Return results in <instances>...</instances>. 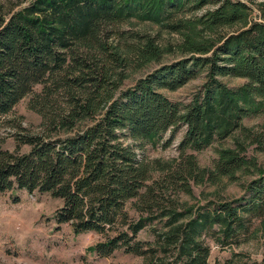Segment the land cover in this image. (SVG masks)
Wrapping results in <instances>:
<instances>
[{
  "label": "trees",
  "instance_id": "trees-1",
  "mask_svg": "<svg viewBox=\"0 0 264 264\" xmlns=\"http://www.w3.org/2000/svg\"><path fill=\"white\" fill-rule=\"evenodd\" d=\"M5 1L0 120L30 97L42 132L19 124L10 135L13 151L0 139L1 194L17 190L60 200L57 224L70 225L75 235H103L88 248L101 258L123 251L148 258L147 264H210L206 239L233 248L264 232V172L247 155L250 147L263 151L264 127L258 132L244 125L264 118V13L257 21L240 0ZM133 18L164 26L180 43L161 46L158 37L123 29ZM178 52L179 60L122 89L130 73ZM204 73L206 83L188 105L167 97ZM224 78L247 82L231 89ZM183 126L177 160L139 157L137 149L168 133L163 147H169ZM229 139L234 148L220 149L213 167L202 169L196 154ZM249 172L258 176L240 199L196 212L172 198L192 194L194 183ZM155 222L161 230L149 228ZM143 232L155 241L141 240ZM217 264L259 263L233 252Z\"/></svg>",
  "mask_w": 264,
  "mask_h": 264
},
{
  "label": "rangeland",
  "instance_id": "rangeland-1",
  "mask_svg": "<svg viewBox=\"0 0 264 264\" xmlns=\"http://www.w3.org/2000/svg\"><path fill=\"white\" fill-rule=\"evenodd\" d=\"M5 1V0H0ZM24 0H7L9 5H18ZM247 3L252 9V16L257 21H263L264 0H240ZM7 4V5H8ZM8 5V6H9ZM208 7L196 12V16L202 15ZM262 16V17H261ZM187 18L192 14L188 13ZM123 29H133L142 33H148L158 37L160 45H178L181 37L172 33L164 26L133 18L122 26ZM181 58L180 53L165 54L160 63H153L142 70L130 73L124 82L123 90L134 87L139 80L159 68ZM222 81L231 89H238L246 84L245 79L224 78ZM206 83V74L189 82L175 92H165L167 97L182 105H188ZM36 91H40L38 87ZM30 97L25 98L9 116L0 120V139L4 141V149L13 151L15 142L10 135L17 133L19 124L31 133L42 132L41 118L29 110ZM244 125L255 131L262 132L264 118L257 116L246 119ZM187 128L179 129L175 140L169 147H163V143L170 138L168 133L156 144H149L145 149H137L139 157L158 159L163 162H172L179 158L178 146ZM132 144L131 140L127 141ZM224 148H234V140L229 139L223 143H216L212 147L197 153L198 163L202 169L212 168L218 160V151ZM251 158H256L257 169L264 172V149L257 151L250 147L247 153ZM258 174L249 172L238 173L233 179L218 180L215 184L208 181L193 184V193L190 195L180 192L173 194L172 198L188 208H194L196 212L201 207H207L211 202H225L240 199L244 195V187ZM62 206L60 200L49 195L37 193L29 194L25 191H11L0 193V264H147L149 259L137 255L126 254L118 251L110 257L101 258L88 252V248L104 241V236L97 233H83L75 235L70 225L59 226L55 219L56 211ZM129 212L133 215V212ZM149 228L162 229V225L155 222ZM259 226L256 231L259 230ZM255 231V232H256ZM139 238L143 241L154 242L153 234L143 232ZM206 244L211 247L210 264L223 263L232 257L233 252L243 254L246 261L264 264V232L259 231L249 242L233 248L222 247L212 238L206 239Z\"/></svg>",
  "mask_w": 264,
  "mask_h": 264
}]
</instances>
